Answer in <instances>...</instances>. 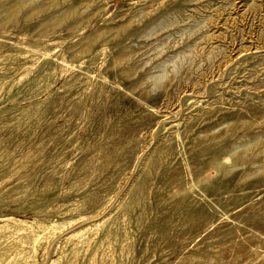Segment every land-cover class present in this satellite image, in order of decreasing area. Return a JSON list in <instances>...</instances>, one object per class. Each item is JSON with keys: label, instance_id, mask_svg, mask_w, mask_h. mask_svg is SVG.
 Returning a JSON list of instances; mask_svg holds the SVG:
<instances>
[{"label": "rangeland", "instance_id": "rangeland-1", "mask_svg": "<svg viewBox=\"0 0 264 264\" xmlns=\"http://www.w3.org/2000/svg\"><path fill=\"white\" fill-rule=\"evenodd\" d=\"M0 264H264V0H0Z\"/></svg>", "mask_w": 264, "mask_h": 264}, {"label": "bare ground", "instance_id": "bare-ground-1", "mask_svg": "<svg viewBox=\"0 0 264 264\" xmlns=\"http://www.w3.org/2000/svg\"><path fill=\"white\" fill-rule=\"evenodd\" d=\"M99 40V39H98Z\"/></svg>", "mask_w": 264, "mask_h": 264}]
</instances>
